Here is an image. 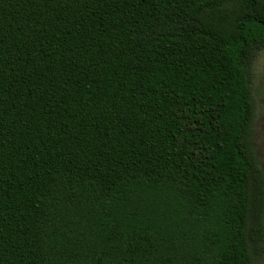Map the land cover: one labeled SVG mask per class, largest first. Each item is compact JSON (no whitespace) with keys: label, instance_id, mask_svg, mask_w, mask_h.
<instances>
[{"label":"trees","instance_id":"trees-1","mask_svg":"<svg viewBox=\"0 0 264 264\" xmlns=\"http://www.w3.org/2000/svg\"><path fill=\"white\" fill-rule=\"evenodd\" d=\"M264 0H0V264H256Z\"/></svg>","mask_w":264,"mask_h":264},{"label":"rangeland","instance_id":"rangeland-1","mask_svg":"<svg viewBox=\"0 0 264 264\" xmlns=\"http://www.w3.org/2000/svg\"><path fill=\"white\" fill-rule=\"evenodd\" d=\"M262 77H264V51L259 54L254 64V99L257 112L252 133L253 147L264 171V146L260 139L261 114L264 111V79ZM256 264H264V253L257 258Z\"/></svg>","mask_w":264,"mask_h":264},{"label":"snow or ice","instance_id":"snow-or-ice-1","mask_svg":"<svg viewBox=\"0 0 264 264\" xmlns=\"http://www.w3.org/2000/svg\"><path fill=\"white\" fill-rule=\"evenodd\" d=\"M262 79H264V77H262ZM260 139L262 146H264V111H262L261 114Z\"/></svg>","mask_w":264,"mask_h":264}]
</instances>
